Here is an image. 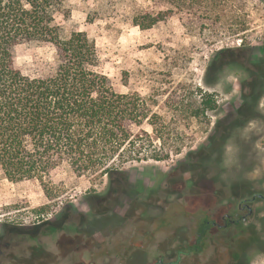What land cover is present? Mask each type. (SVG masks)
Returning a JSON list of instances; mask_svg holds the SVG:
<instances>
[{
	"label": "rangeland",
	"instance_id": "rangeland-1",
	"mask_svg": "<svg viewBox=\"0 0 264 264\" xmlns=\"http://www.w3.org/2000/svg\"><path fill=\"white\" fill-rule=\"evenodd\" d=\"M181 1L148 28L135 22L147 24L145 12L162 7L152 0H70L71 19L58 15L63 36L85 31L99 49V69L152 105L154 125L135 132L148 131L170 157L124 164L129 184L116 180L131 196L110 198L107 176L79 178L68 166L49 182L52 196L38 181L13 182L0 170V264H237L240 255L264 264L251 231L264 238L259 198L246 222L209 225L203 250L194 249L204 220L224 224L245 193H264V95L256 117L225 145L211 144L218 121L223 128L239 117L251 77L245 66L264 60V0H223L209 11ZM219 52L220 62L236 63L212 70L216 81L208 83ZM54 60L48 44L22 46L18 57L27 73ZM140 142L150 144L145 134Z\"/></svg>",
	"mask_w": 264,
	"mask_h": 264
},
{
	"label": "trees",
	"instance_id": "trees-1",
	"mask_svg": "<svg viewBox=\"0 0 264 264\" xmlns=\"http://www.w3.org/2000/svg\"><path fill=\"white\" fill-rule=\"evenodd\" d=\"M152 1L162 7L144 11L149 22H135L143 28L174 13L173 0ZM222 1L191 0L208 11ZM181 2L184 7L185 1ZM71 12L70 0H0V170L13 182L38 181L47 196L55 195L49 182L55 181L64 166L79 178L125 179L123 166L128 162L170 157L167 150L153 144L148 131L135 132L145 121L153 126L156 114L147 99L123 92L99 69L95 40L79 29L63 36L57 17L68 21ZM41 44L54 47L55 60L37 63L41 67L37 73L25 72L18 62L21 47ZM221 56L219 52L207 68L208 83L216 81L210 78L212 70L236 63L220 62ZM262 58L245 66L255 78L243 95L239 117L223 128L224 120L218 121L211 144H226L237 128L259 114L264 95ZM142 134L150 144L140 142ZM251 231L252 241L262 249L264 238L252 226ZM240 264L245 262L241 259Z\"/></svg>",
	"mask_w": 264,
	"mask_h": 264
},
{
	"label": "flooded vegetation",
	"instance_id": "flooded-vegetation-1",
	"mask_svg": "<svg viewBox=\"0 0 264 264\" xmlns=\"http://www.w3.org/2000/svg\"><path fill=\"white\" fill-rule=\"evenodd\" d=\"M254 78H255L254 76H251L250 80L254 79ZM248 91H249V89L247 91L243 92V95L246 92H248ZM243 95H242V98H243ZM262 97H263V95L261 96V98ZM259 104H260V102H259ZM223 145H225V144H223ZM124 180H125L126 184H129L127 178H125ZM122 183L123 182H121V180L111 179L110 188H109V191L107 193V197L108 198L112 197V192L118 193V194L119 193L120 194H124V195H127V196L128 195L131 196L130 192L125 187L121 186ZM118 185L121 186V187H119ZM141 193H142V196H139ZM137 195H138L139 198L140 197L143 198V196H144L143 190L142 191L138 190L137 191ZM257 198L264 200V193L255 192L254 188L251 189L250 191H248L247 193H245L243 195L242 200L237 203V209L238 210L233 211L232 213H229V212L227 213L226 212V213H224L222 215V218L226 221L224 224H219L215 220H204V222H202L203 223V227H202L203 232L199 233L198 242H197V244H196L194 249H197V248L200 247L199 251L203 250V247H204V244H205V241H206V237H207V230H208V226L209 225H216V226H219L221 228H225V227L233 226V225L239 227L241 222H246L248 215H251L253 213V207L251 206V203ZM239 211H244V212L246 211V213L245 214H240ZM241 259H242L243 262H245V256L240 255L239 256V260H237V264L241 263ZM159 263L160 264H170L169 262L168 263H164L163 260H161V259H159Z\"/></svg>",
	"mask_w": 264,
	"mask_h": 264
}]
</instances>
